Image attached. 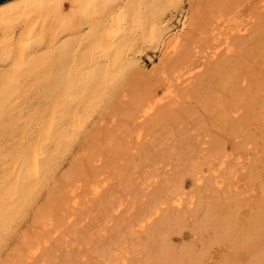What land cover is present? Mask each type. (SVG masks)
I'll return each instance as SVG.
<instances>
[{
  "label": "bare ground",
  "instance_id": "bare-ground-1",
  "mask_svg": "<svg viewBox=\"0 0 264 264\" xmlns=\"http://www.w3.org/2000/svg\"><path fill=\"white\" fill-rule=\"evenodd\" d=\"M177 23L179 30L169 35ZM150 53L157 56V64L145 69L149 71L147 73L141 62ZM193 102L202 103L198 105L202 106L199 117L196 112V115L192 113L195 103L194 108L189 106ZM158 114L172 125L187 119V125L183 124L189 127L186 128L198 144L196 146L194 140V145L186 142L188 139L192 141L191 138L183 141L192 145L190 148L199 147L194 157L196 159L197 154H201L203 159L197 163L191 157L194 161L188 165L187 161L193 159L185 158L186 161L185 155H179L183 158L179 157L181 163L184 160L186 166L184 162L183 166L177 163V158L176 166L180 169L174 165L175 176L182 171L191 174L192 185L198 187L194 189L197 198L203 192L201 186L207 190V186L214 184L216 191L204 194L201 202L196 198L194 201L198 203L193 205L192 198L184 199L179 179L162 182L152 178L156 171L154 163L155 166L148 169L154 171H151V177L148 176L145 154L138 151L135 159L123 156L122 167L132 162L134 167L130 173L147 174L143 179L152 180L141 183V189L146 190L145 205L134 210L141 227H147L145 222L151 226L155 220L154 224L159 225L161 231L153 236L156 244L146 255L144 264H264V0H10L0 3V257L8 246L7 241L14 239L13 246H8L14 253H9L23 256L22 252H29L32 259L41 249L48 259L47 248L51 244L47 243L50 239L40 237L49 235L45 233L49 229L45 226L56 222L69 232L75 225V219L66 222L69 218L64 216L66 211L57 222L62 205L73 218L79 207L75 190L71 189L72 186L68 190L70 181L76 179L71 175L74 180H66L69 173H79L80 163L84 160L89 162L86 165L90 168L91 156L94 158L96 154L93 151L102 147L98 139L105 136V129L113 130L126 118L128 122L145 126L147 119L150 121L155 116L157 120L161 116ZM123 117L125 119L120 120ZM178 127L177 131L187 130L182 126L178 130ZM118 128L115 133L119 132ZM142 130L139 132L143 133ZM173 131L170 130L169 135ZM144 133L148 134L147 131ZM181 133L189 135V132ZM155 138L152 140L158 139ZM225 138L230 140V153L224 150ZM179 139L178 143L183 145ZM177 140L172 139V144ZM96 142L100 146L95 145ZM158 142L155 141L157 146ZM145 143L148 144L145 141L144 146ZM151 144L150 147L155 149L156 146ZM201 144L208 146H198ZM181 145L180 150L189 148ZM171 148L175 149L174 154L182 152L177 151L178 147ZM145 149L142 148L146 154L151 152V148ZM160 150L164 153L162 148ZM78 151L83 152L81 158ZM130 151L131 155L137 153L134 149ZM240 152H244L245 158L241 156L243 160L237 162ZM155 154L152 153L154 157ZM234 155H237L236 162L242 163L237 171L230 169L235 161L232 159ZM174 156L168 155V160ZM67 158V168L58 175ZM162 159L159 161L164 164L170 162L165 163ZM174 159H171L172 164ZM214 160L218 161V170ZM211 161H214L213 166ZM110 164L111 168L114 164L110 172L117 174L122 170L114 161ZM234 165L238 167V164ZM210 167L216 168L217 173ZM209 169L215 173L214 181L207 175ZM125 171L129 174L128 170ZM82 175L85 180L86 172L82 171ZM90 176V181L82 180L85 192H91L97 198L101 197L102 190L107 194L110 181L100 187L102 179ZM75 183L71 185L80 189ZM161 184L164 191L160 190ZM126 186L131 189L129 181L124 184L125 190ZM124 188L120 189L123 195ZM64 191L66 201L70 202L68 206L62 204L66 197H63ZM113 192L110 188V198ZM104 201L105 216L118 215V205L115 204L119 201ZM183 202L188 206L189 217L194 218L186 227L187 236L190 235L192 240L175 248L169 242V233L181 236V231L171 230L170 226L181 220V215L174 212H184ZM114 219L116 223L123 222L115 217L111 221L115 222ZM27 220L29 225H24L29 229L21 227L24 231L20 233L19 227ZM39 227L47 229L41 231L43 235L37 231L40 236L34 233L40 230ZM75 228L71 227L72 230ZM54 243L53 247L57 245L59 248ZM141 244L136 249L147 248ZM213 245L220 246V251L212 253ZM52 250L54 253L60 248ZM52 253L49 251V255ZM29 254L28 258L25 254L27 264ZM14 257L19 264L17 255H11V262ZM52 257H49L51 261ZM8 260L4 263L16 264L15 260L13 263ZM35 260L30 261L31 264H36Z\"/></svg>",
  "mask_w": 264,
  "mask_h": 264
},
{
  "label": "rangeland",
  "instance_id": "rangeland-1",
  "mask_svg": "<svg viewBox=\"0 0 264 264\" xmlns=\"http://www.w3.org/2000/svg\"><path fill=\"white\" fill-rule=\"evenodd\" d=\"M178 26V23L175 25V27H174V30H172V31H170L169 32V35L170 34H173L174 33V31H178L179 30V26ZM177 28V29H176ZM172 32V33H171ZM148 56L149 57H143L142 58V62H141V64H143V66L142 67H144V70L146 69H149L151 66L153 67L155 64H157V56H155L154 54H152V53H150V54H148ZM157 66V65H156ZM155 67V66H154ZM145 70V71H146ZM147 73L149 72V71H146ZM195 103V104H194ZM193 104L194 105H196V106H194L195 107V110H192V113H197V115H198V117H199V114H198V112H200V113H202L201 111V107L199 106L198 107V105H201L202 103H197L196 104V102H193V103H191V105H189V106H192V108H194L193 107ZM183 106V105H182ZM188 106V107H189ZM185 107H187V105L185 106ZM179 110L182 112V110H181V108H179ZM199 110V111H198ZM163 113V112H162ZM170 113V112H169ZM196 113H195V115H196ZM210 113H208V115H209ZM158 115H161V114H158ZM157 115V116H158ZM183 117H184V119H186V117L184 116V114L182 115ZM155 116H153L152 118H150V121H149V119H147L144 123H145V126H144V124H142L143 126H141L140 124L141 123H139V122H137L138 123V125L140 126V128H139V126L137 127V123H135V122H132V123H134L133 125H132V123L130 122V120H129V122H130V124H129V122H128V120H127V118H126V120H124L125 119V117H123V119H120V120H124L123 121V123L121 122V123H117L116 124V127L113 129V130H111L110 131V129L109 130H106L105 129V127H104V129H105V131H104V135L106 136L107 135V138H105V136L104 137H102L101 139L102 140H104V142H103V144H101L102 142H101V139H98V142L100 143V145H102V147H100V149H99V151L97 150V149H95L94 151H93V153H96L97 154V157H95L96 156V154L94 155V158L91 156V160H92V163H90L91 165H90V168H91V166L93 167L92 169H90L89 168V166L88 165H86V164H89V162L88 161H86V160H84L83 162H81L80 163V165H82V166H80V170H82L83 171V173H85L86 172V174H87V178L85 179V180H83L82 179V177H83V175H82V171H81V173H80V170L78 171L79 173H69L70 175H69V177L66 179V180H68V181H70V179H73L74 180V176L73 175H75V181H70V183L71 184H73V183H75V182H77V183H75L76 184V186H80L81 188L79 189V187H77V189H75L74 187H73V185H71L70 184V186L68 187V190L70 189V187L72 186V188L71 189H74L75 190V195H76V200L78 201V203H79V207L77 206V210L75 211V210H73V212H74V218L72 217V216H70V214L67 212V208L65 209V205H62V207H63V209H62V213L60 214V217H59V219H57V222H59V221H61V219H62V217H63V212L64 211H66V212H64V216L65 217H69V218H67L66 219V222L67 221H74L73 219H75V225L73 224L71 227H76L75 228V232L71 229V227H70V230H69V232L68 231H65L63 228H64V226H63V230L65 231H63L59 226H58V224L59 223H56L55 222V224H52V225H47V226H45L46 228L48 227L49 229H48V232L46 231L45 233H48L49 235H47V236H49L48 238L46 237V235H45V233H44V235L45 236H40L41 234L43 235V233H41V231L42 232H44V229H46L45 227L43 228V229H41L44 225H42L41 226V228L39 227V229L40 230H35L36 232H34V233H36L37 235H39L38 233H40V237L42 238H44L45 237V240H49L50 239V241H48L49 243H47L48 245L49 244H51V245H49V246H51V247H53V243L54 242H52V240H53V238H54V240L53 241H55V243H54V245L55 244H58V247L60 248V252L59 251H57L61 256H59L58 255V253L57 252H54V253H52L53 252V250L52 249H59V248H56L57 247V245H55L52 249H50L51 247H49L48 246V250L50 251V253H52V255L50 254L49 255V251L48 250H44V251H48V259H46L45 258V255L42 253V251H41V249L39 250L40 251V253H39V251L37 252L36 251V253H37V255H38V259H40V260H38L37 259V255L34 257V258H32V259H30V254H29V252H27V253H24V252H22L23 253V256L22 255H19V254H12V253H14V252H12V251H10V249L11 248H9L8 246H10L11 245V247L13 246V243L12 242H14V239H10V240H8L7 241V243L6 244H8V246L6 247V249L2 252V254H1V257H0V261H2L3 263H4V261H6L7 259H9L7 262H9V263H13V261L15 260V262H16V259H15V257H14V259H13V261L11 262V255H17V257L19 256L20 257V261H19V264H23V263H26V261L28 260L27 258H28V254H29V260L32 262L33 261V259L35 260V258H36V264H48L47 263V261L48 262H53L52 264H106V260H107V264L109 263V264H111V263H113V264H144V262H145V259H146V255L149 253V252H151L152 250H153V248L155 247V244H156V238L155 237H153L155 234L157 235L158 233H160L161 231L159 230V225L157 226L156 224H154V219H156V218H154L153 220V223H152V221H151V223H152V227L151 226H148L147 225V223L145 222V224H146V228H143V227H141V224H140V222H138L139 220L137 219V216H138V214H137V212H135L134 210H135V207H139V208H142V206H144L145 205V200H146V198H145V194H146V190L145 191H143L144 189H141V183L143 182V183H146V182H150V181H152L151 179H143V176L146 178L147 177V174L146 175H139V173L140 172H136V173H130V172H133V168H132V162H131V164H128L127 163V166L125 167V166H123L122 167V163H123V159H124V155H126V156H129L130 157V159L131 158H133V159H135L138 155L137 154H139L138 153V151H140L142 154H145L146 155V161L148 162V166H147V164L145 163V165H146V167H147V169H146V171L149 173V175L148 176H150L151 177V171L153 170L154 171V169H152V170H149L148 171V169H151V167L153 166H155L154 168L156 169V171H157V173L158 174H160V176H161V178H159L160 176H156V175H158L157 173H156V171L154 172V175H153V173H152V178H156V179H159L160 181H164V180H166V179H168L169 181H171L172 182V180H176V179H179L181 182H182V192L185 194V195H183V197H184V199H187V201H188V199L189 198H192V202H193V205L195 204V203H198V201L197 202H195L196 201V198L198 197H196L195 196V194H194V189H196V188H198L196 185L194 186V185H192L193 183H192V178H190L191 177V174H187V171L185 172V171H182V173H180V175H178V176H175V170H176V167L178 168V169H180L178 166H176V162H177V158L179 159V157H180V159H183L182 157L185 155V157H184V159L186 158H188L189 159V161H190V159L192 160L193 158L195 159V157H194V154H196V153H198V148L199 147H197L196 149L194 148V146H193V148H194V150L196 151L195 153H193L192 154V152L194 151V150H192L193 148H190V146L192 147V145H190V144H187V143H193V140H194V143H195V136H192V135H190L192 132L191 131H188V129L187 128H189L188 126H185V124H183V123H186V125H187V123H188V121H187V119H186V121H183V123H181L180 121L181 120H179V122L177 123L178 124V126H180V127H178L177 126V124H174L173 123V125L172 124H169L170 122H167L163 117H162V115L161 116H159L158 117V119L160 120H158V122H155V124H153L154 122V120L155 121H157L156 120V118H154ZM191 117H192V119H193V117H194V114L193 115H191ZM112 118H114V117H111V119ZM121 118V117H120ZM161 118H163V120H165L166 122H163V120L161 119ZM195 118H196V116H195ZM110 120V119H109ZM197 120H199V119H197ZM152 121V122H151ZM120 122V121H119ZM125 122V123H124ZM128 122V123H127ZM143 123V122H142ZM163 124V126H162V124ZM168 123V124H167ZM118 124H122L121 126H123L124 124H126V125H124L123 127H121L120 125L118 126ZM159 124V125H158ZM174 126H177L178 127V130L179 129H181L182 127H184L185 129H187V130H185L184 131V129L182 128V131L183 132H189V135L187 134V133H183L184 135H186V136H183V134L180 132V131H177V127H174ZM182 126V127H181ZM209 126L210 125H208V128H209ZM118 127H120V128H118ZM164 127H166L167 128V131L169 130H174V128H176V130H174L173 132H170V135H169V131L167 132L166 131V128L164 129ZM171 127H173V128H171ZM187 127V128H186ZM116 128H118V131L119 132H117V133H115L116 132ZM138 128H139V130L140 131H143L142 129H144V132H148V134H145L144 132L143 133H141V132H139V130H138ZM122 129V130H121ZM167 132V133H165V131ZM210 130H212V128H210ZM215 129H213L212 131L213 132H216V131H214ZM113 131V132H112ZM211 131V132H212ZM124 132V133H123ZM162 132H164V133H162ZM174 132H175V134H174ZM177 132V133H176ZM106 133V134H105ZM110 133V134H109ZM172 133V134H171ZM218 133V132H217ZM113 134V135H112ZM144 134V135H143ZM151 134V135H150ZM166 134H168V135H166ZM115 135V136H114ZM150 135V136H149ZM165 135V136H164ZM177 135H179V136H177ZM182 135V136H181ZM195 135V134H194ZM156 137L155 139H157V140H155L156 142L159 140V142L157 143V144H159L161 147H159V145L157 146L156 145V143H155V141L154 140H152V139H154V138H152V137ZM189 136V137H188ZM218 136H219V134H218ZM114 139H112V138ZM146 137V138H145ZM152 139H151V138ZM164 137V138H163ZM168 137V138H167ZM181 139V141H180V139ZM184 137V138H183ZM221 137H224V136H221ZM149 138V139H148ZM166 138L167 139H169L170 141L173 139V140H177V139H179V142H181L183 145H181V144H179L178 143V140L175 142L176 144H172V143H174V141H171V144L169 143L170 141L169 140H166ZM188 138H191L192 139V141L190 142L189 141V139ZM140 139V140H139ZM161 139H162V141L163 142H161ZM187 141H186V140ZM105 140H108V142L107 141H105ZM144 140V141H143ZM151 142H150V141ZM186 141V142H184V141ZM147 142L148 144H146L145 143V146H144V142ZM189 141V142H188ZM230 140L228 139H224V144H225V147H224V150H225V152H227V153H230L231 152V143L229 142ZM98 142H96L95 143V145H97L98 144ZM111 142V143H110ZM165 142H166V144H165ZM169 143V145H167L168 143ZM151 143H153L156 147H155V149L157 148V150H155V149H153L154 148V146H152V147H150L152 144ZM162 143H163V145H162ZM184 143H185V145H184ZM194 143H193V145H194ZM197 143V142H196ZM195 143V144H196ZM187 144V145H186ZM198 144V143H197ZM197 144H196V146H197ZM95 145H93V147L95 146ZM99 145V144H98ZM99 145V146H100ZM148 147H147V146ZM165 145H167L166 147H167V149H169V151L171 152L172 151V153H170L169 151V153L168 152H165L164 150H166L167 151V149H166V147H165ZM170 145H173L175 148H179V149H177V151L178 152H181V150H182V152L184 153H177L176 151V153L178 154H174V147H172V146H170ZM175 145H178V146H175ZM179 145H181V146H183V147H189L191 150L189 151L188 149L189 148H186L187 149V151H186V149L185 148H182L181 150H180V146ZM202 145H204V146H208V145H206V144H201V145H198V146H200V147H203ZM230 145V146H229ZM168 146H170V148L172 147L174 150H170V148L168 147ZM98 147V146H97ZM146 148L145 150H148V149H150L151 150V152L153 151V150H155L156 152H152L153 154H155V157H154V155H152V153L151 152H148L147 154L142 150V148ZM150 147V148H149ZM228 147V148H227ZM230 147V148H229ZM95 148V147H94ZM162 148V150H163V152L164 153H162L161 152V149ZM164 148V149H163ZM171 148V149H172ZM206 148V147H205ZM133 149L135 150V151H137V153L136 152H133V154L131 155V153H129V151L131 150V151H133ZM183 149H184V151H183ZM97 150V151H96ZM158 150H160V152H157ZM180 150V151H179ZM76 151V150H75ZM130 151V152H131ZM189 151V152H188ZM228 151H230V152H228ZM99 152V153H98ZM109 152V153H108ZM126 152H128V153H126ZM83 152L82 151H78V155H77V153H75L76 154V157L78 156L79 158H81L82 157V154ZM106 153H108V155L106 154ZM136 153V154H135ZM149 153H151V154H149ZM158 153H159V156H161V157H159L158 156ZM161 153V154H160ZM188 153V154H187ZM241 154H239L238 153V155L240 156V159L238 158L237 159V162L238 161H240V160H243V158H245L244 157V152L242 153V152H240ZM172 154V155H171ZM183 156H182V155ZM137 155V156H136ZM149 155V156H148ZM150 155H151V157L152 158H154V159H152V158H150ZM164 155V159H162V156ZM169 155V157L171 156H176V158H175V156L173 157V158H170L169 160H168V157L167 156ZM179 155H181V156H179ZM201 154H197V157H196V159H195V161L197 162V161H202L203 159H202V157L200 156ZM134 156V157H133ZM178 156V157H177ZM200 156V157H199ZM241 156H243V158L241 159ZM77 157V158H78ZM191 157H193V158H191ZM139 158V157H138ZM175 158V159H174ZM197 158H198V160H197ZM236 158H237V155L235 156L234 155V157L232 158V159H234L235 161H233V166H232V168H230V169H233V170H238L239 169V167H241L242 166V163H237L236 162ZM90 158L88 157V160H89ZM110 159H113L112 161H114L115 162V166H117V167H119L120 169H122V170H118V172H117V174L114 172V173H112V172H110V171H113V167H114V164H112V168L110 167L111 166V162H109V160ZM129 159V160H130ZM159 159H162V161L163 162H169L170 163V165H169V163H166V164H164V163H162V162H160L159 161ZM168 161H167V160ZM171 159H174L175 160V163L174 164H172L171 163ZM179 159V162H177V163H180L182 166H183V164L185 165V161L183 160L182 161V163H181V160ZM185 159V160H186ZM187 159V160H188ZM194 159L191 161V162H189L188 163V161H187V163L186 164H188V165H190L193 161H194ZM200 159V160H199ZM202 159V160H201ZM153 160V161H152ZM166 160V161H165ZM150 161V162H149ZM173 161V160H172ZM214 161H216V162H214ZM214 161H211L212 163L214 162L215 164L218 162L217 160H214ZM67 162H68V158H67V160L63 163V165H61V167H60V169H59V172H58V175L61 173L62 174V172H64L65 171V169L67 168V166H68V164H67ZM141 162H142V159H140V164H141ZM160 162V163H159ZM174 162V161H173ZM195 162V163H196ZM235 162V163H234ZM155 165H154V164ZM162 163V164H161ZM198 163V162H197ZM214 163L212 164V166L214 165ZM150 164V165H149ZM163 164L166 166H163ZM180 164H178L180 167H181V165ZM234 164H238V167H237V165H234ZM176 167H175V166ZM187 165V166H188ZM88 166V167H87ZM169 166V167H168ZM186 166V165H185ZM184 166V167H185ZM211 166V165H210ZM125 167V168H124ZM134 167V166H133ZM152 167V168H153ZM162 167V168H161ZM174 167V168H173ZM215 167L217 168V167H219L217 164L215 165ZM82 168V169H81ZM85 168V169H84ZM159 168V169H158ZM167 168V169H166ZM171 168V169H170ZM173 168V169H172ZM188 168V167H187ZM211 169L213 168V170H215V173H217L216 171L218 170V168H217V170H216V168H214V167H210ZM235 168V169H234ZM238 168V169H237ZM86 169L88 170V171H86ZM125 169L126 170H128L127 172L129 173V174H127L126 173V171H125ZM175 169V170H174ZM189 169V168H188ZM203 169H205V168H203ZM211 169H209V171H208V174H207V171H205L204 173L205 174H207L209 177H212L213 178V181L215 180L214 178V171H213V173L212 172H210V170ZM90 170H91V174H90ZM116 170V169H115ZM165 170H167V171H165ZM174 170V171H173ZM186 170V169H185ZM124 171H125V173H124ZM164 173H163V172ZM212 171V170H211ZM92 172H93V174H92ZM169 173V176L167 177V175H168V173ZM235 172V171H234ZM232 173H233V171H232ZM82 175V177H81V175ZM113 174H116V175H113ZM204 174V176H206ZM210 174H212V176H210ZM73 177H72V176ZM76 175H77V177H76ZM90 175H92V178H94V179H96V180H100V179H102L101 180V184H100V187H103L105 184H107V182L108 181H110V183H111V187L108 185V188L110 187L111 188V190H112V192L114 193H111L112 194V197L110 198V194H109V189L107 190L108 192H107V194H104V192L106 191V190H102L100 193V198H97V197H95L91 192L89 193H87V192H85V181H87V180H91V176ZM93 176H95V177H93ZM116 176V177H115ZM118 176V177H117ZM137 178H136V177ZM116 178H118V179H116ZM136 180H135V179ZM170 178V179H169ZM172 178H174V179H172ZM93 179V180H94ZM114 179H115V181L117 180V182L115 183L114 182ZM133 179H134V181H133ZM172 179V180H171ZM79 182H78V181ZM84 182H83V181ZM119 180V181H118ZM120 181H121V184H120ZM122 181H123V184H122ZM127 181H129V187L131 188V189H129V188H127V186H126V190H125V188H124V184L125 183H127ZM135 182V184L136 183H138L137 185H135V184H133ZM159 182V181H158ZM113 183H115L114 185H113ZM75 184H74V186H75ZM120 185V187H117L118 185ZM213 184V183H212ZM123 187H122V186ZM127 185V184H126ZM163 184H161V186H160V190L161 191H164L165 190V188L162 186ZM192 185V186H191ZM201 185H203V181H202V184ZM213 188H212V187ZM114 187V188H113ZM117 187V188H116ZM202 188H200V189H202L201 191H203L202 193H201V196L199 197V198H197V200L199 199V202H201L202 201V199L204 198L203 196H204V194H209L208 192L210 191L211 192V194H213V191H216V189H215V186H214V184L213 185H209V186H207V190H204V188L206 189V187L204 186V188H203V186H201ZM119 188V189H118ZM122 188H124V190H125V194L127 193L126 191H128L129 192V195H128V193L124 196L123 195V191H121L120 189H122ZM128 189V190H127ZM132 189H133V191H132ZM213 190V191H212ZM66 191V190H65ZM65 191H64V195H63V197L64 196H66V197H64L65 199H63L64 200V202H63V200H62V204L64 203H66V206H68L67 204H70V202H67L66 200V198H67V195L65 194ZM111 192V191H110ZM205 192H207V193H205ZM154 195L156 194V192H154L153 193ZM200 195V194H199ZM129 196V197H128ZM106 199H108L109 201H113L114 203H116V201H119V202H117V204H115V205H118V207H116V209H118L117 211H118V215L116 216H110V214L108 215L109 216V218H107V215L105 216V214H104V210L106 209V207H105V201L104 200H106ZM195 200V201H194ZM66 201V202H65ZM186 203H184L183 202V207H182V211H184V212H178V213H176V212H174L175 214H180L181 215V220L180 221H178V223H177V225H173V226H170V227H172V229L171 230H180L181 231V236H178V235H175V234H172V232L171 233H169V234H171V235H169V239H170V244L173 246V247H175V248H180L182 245H184V244H186V243H188V242H190L191 240H192V237L189 235V236H187L188 234H189V231H188V228L186 229V227H188V225H190V224H192L193 223V221H194V218L193 217H189V213H188V206H186L185 205ZM134 208V209H133ZM65 209V210H64ZM133 209V210H132ZM120 210V211H119ZM136 210H137V208H136ZM80 211V212H79ZM122 211H124V213H122ZM60 213V212H59ZM134 213H135V215H134ZM168 213H170V215H172V212H168ZM77 214V215H76ZM120 214V215H119ZM174 214V215H175ZM68 215V216H67ZM72 215V214H71ZM124 215V216H123ZM174 215H172V216H174ZM76 216H78V218L76 217ZM119 216V218H121V220L124 222H120V224H118L119 222H117L116 223V220H115V226L112 224L113 222L111 221V219L113 220V218L115 217L116 219H117V217ZM123 216V217H122ZM125 216H126V221L124 220L125 219ZM134 217V216H136V218H133V219H131L132 217ZM171 216V217H172ZM198 216H200V211L198 212ZM129 217V218H128ZM61 218V219H60ZM119 218L117 219V221L119 220ZM72 219V220H71ZM28 223V225H29V221L27 220V222L25 221V222H23V224H21V226L19 227V229H18V231L21 233H23V231L24 230H26V229H29L28 227V225H24V224H27ZM49 223V222H48ZM48 223H45V224H48ZM52 223H53V219H52ZM121 223H122V225H121ZM151 223H148L149 225L151 224ZM116 224H118V225H116ZM125 226H124V225ZM24 225V226H23ZM28 226V227H27ZM51 228H50V227ZM22 227V229H24V230H22L21 231V228ZM25 227H26V229H25ZM113 227V228H112ZM117 227H119V228H117ZM122 227V228H121ZM151 227V228H150ZM52 228H54V229H56V228H58L59 229V231L57 230H55L54 231V229H52ZM149 230H148V229ZM50 229H52V230H50ZM120 229V230H119ZM31 230V229H30ZM30 230H29V232H30ZM33 230V231H34ZM47 230V229H46ZM115 230H116V232H115ZM32 231V230H31ZM37 231H39L38 233H37ZM60 231H63V232H60ZM71 231H73V232H71ZM152 232V233H151ZM29 234V233H28ZM31 234L32 233H30V236H31ZM35 234V235H36ZM167 234H164V236H166ZM29 236V235H28ZM59 236V237H58ZM59 238L60 240H61V237H62V243H61V241L59 242L58 240L59 239H57V238ZM41 238H39L42 242L43 241H45V240H43V239H41ZM55 238H56V240H55ZM118 238H122V241H121V239H119L120 241H118L117 239ZM124 240V241H123ZM9 242V243H8ZM42 242H41V244H40V246H42ZM131 242H133V243H131ZM140 242V244L142 243L145 247H147V248H140V249H136L137 247H139V245L140 244H137V243H139ZM12 243V244H11ZM135 243L137 244V246L135 245ZM10 244V245H9ZM141 244V245H142ZM60 245V246H59ZM62 246V247H61ZM7 248H9V249H7ZM142 249H144L143 251L144 252H147L145 255H144V253H143V251H142ZM220 249V246L217 248L216 247V245H213L212 246V249L210 250L212 253H214V251H218ZM9 250V251H8ZM43 251V252H44ZM54 251H56V250H54ZM220 251V250H219ZM9 252H12V253H9ZM8 254L7 255V258H6V256H5V254ZM16 253V252H15ZM115 253H116V255H115ZM4 254V256H3V259H2V255ZM11 254V255H10ZM27 255V258H26V255ZM40 254V255H39ZM111 254V255H110ZM108 255H110V257L108 256ZM119 256V257H116V256ZM40 256V257H39ZM42 256H44V258L46 259V263H44V261H43V257ZM51 256H53L52 257V261L49 259V257H51ZM64 256V257H63ZM13 257V256H12ZM25 257V258H24ZM6 258V260H4ZM25 260H23V259ZM66 258V259H65ZM116 258H119V259H116ZM44 259V260H45ZM116 261H115V260ZM4 260V261H3ZM18 260V259H17ZM64 260H66L65 262L66 263H63L64 262ZM108 260H110V261H108ZM24 261V262H23ZM28 262V264H31V262ZM18 262V261H17ZM16 262V264H18ZM2 264V263H1ZM5 264V263H4ZM7 264V263H6ZM27 264V263H26ZM32 264H34V263H32ZM50 264V263H49Z\"/></svg>",
  "mask_w": 264,
  "mask_h": 264
},
{
  "label": "water",
  "instance_id": "water-1",
  "mask_svg": "<svg viewBox=\"0 0 264 264\" xmlns=\"http://www.w3.org/2000/svg\"><path fill=\"white\" fill-rule=\"evenodd\" d=\"M6 1H10V0H0V3L6 2Z\"/></svg>",
  "mask_w": 264,
  "mask_h": 264
}]
</instances>
